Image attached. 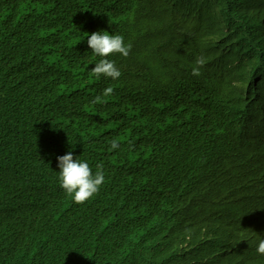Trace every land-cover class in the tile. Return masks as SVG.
Listing matches in <instances>:
<instances>
[{
    "label": "trees",
    "instance_id": "1",
    "mask_svg": "<svg viewBox=\"0 0 264 264\" xmlns=\"http://www.w3.org/2000/svg\"><path fill=\"white\" fill-rule=\"evenodd\" d=\"M51 1L0 0V264H264V220L248 198L264 184V101L250 93L264 97V0L198 7L216 35L233 38L208 46L239 52L232 58L254 76L246 97L212 96L213 106L203 74L191 76L197 28L178 18L197 0H89L56 25L43 15ZM97 31L132 45L107 57L118 79L91 71L104 58L87 44ZM122 136L132 139L125 151L92 157ZM68 152L126 175L77 204L59 183L57 157ZM208 203L223 212L217 221L240 219L253 242L240 234L220 258L194 256L191 222L206 221L197 210Z\"/></svg>",
    "mask_w": 264,
    "mask_h": 264
},
{
    "label": "clouds",
    "instance_id": "2",
    "mask_svg": "<svg viewBox=\"0 0 264 264\" xmlns=\"http://www.w3.org/2000/svg\"><path fill=\"white\" fill-rule=\"evenodd\" d=\"M88 4L89 0H53L48 3V7L43 11V15L47 22L56 25L62 21V18L69 19L80 14ZM87 44L94 54L104 57L92 67V73L97 77L104 76L113 80L118 79L121 76V72L116 67L115 61L109 60L107 57L115 54L127 57L130 54L132 45L125 43L123 36L118 34L109 35L104 31L91 33L88 36ZM77 54L80 57H84L82 53L77 52ZM205 63L206 59L204 57H197L192 68V75L200 76V69ZM113 91L112 87H107L103 90V96H110ZM100 101L101 96H97L94 102ZM131 143L132 139L130 137H115L101 151L92 155V157L100 161H107L116 153L125 151ZM57 166L60 169V187L67 194L71 195L77 204L86 202L93 195L97 202L98 199L106 195L112 184L126 175L124 173L104 170L102 169V165L90 167L86 161L74 158L72 152L58 156ZM251 209L254 210V207H251ZM206 222L198 223L196 220L191 222L193 224L191 233L195 235L196 242L189 247V250L194 256L202 258L205 261H211L222 257L234 247L235 240L241 234L244 223L236 218H230L229 222L225 224L215 220L210 221L208 226L201 231L206 226ZM249 227L252 228V226ZM212 230L217 234L215 243L207 239L205 242L199 244V241ZM213 237L215 236L213 235L210 238ZM256 251L258 254L264 255V239L259 241Z\"/></svg>",
    "mask_w": 264,
    "mask_h": 264
},
{
    "label": "bare ground",
    "instance_id": "3",
    "mask_svg": "<svg viewBox=\"0 0 264 264\" xmlns=\"http://www.w3.org/2000/svg\"><path fill=\"white\" fill-rule=\"evenodd\" d=\"M181 2L183 1L181 0ZM201 5H205L207 8H210L211 2L197 0L195 4H190L188 1H186L180 11V14L178 15V18L179 20L182 18L186 19L182 21L185 26L195 24L197 28L192 29L193 34L198 37V40L195 43L196 54L193 56L191 65H194L197 57L202 56L206 59L207 66L205 65L200 69L201 74H203V78L201 79L199 86L202 90L206 91V95L203 96V99L209 98V102L213 106L217 102L212 101L211 97L219 96L220 102L223 105H226L229 103L230 98L234 95L246 97L244 90L247 91V87L254 81V76H250V65H248L245 60H239L236 62L235 59L232 58L233 54H239V52L233 49L224 51L222 49H214L213 46H208L210 41H220L222 39L225 40L222 42L221 47L229 46L230 42L228 39H231L232 36L230 34L216 35V29L210 27V24L215 22V18L208 16L206 11L204 12L199 10L198 7ZM189 12L194 13V15L188 17ZM262 32L264 34V30ZM208 54H210L212 57L208 58ZM263 56L264 53L260 55V57ZM263 65L264 62L260 63L259 68H261ZM248 76H250L248 80L243 79V77ZM0 82L4 83L3 80H0ZM250 93L254 97L264 101L263 96L255 92ZM151 100L157 101L158 99L152 98ZM259 190L260 193H256L253 186L248 194V198L254 204V214L256 215V220H264V184L261 185ZM211 204L212 203L206 204V208L202 211L197 210L200 215L205 216L207 221L206 226H204L201 231H203L208 226L210 221H215L218 218H222L223 212L210 209ZM260 230L261 231L258 235L263 237L264 225L260 226ZM213 235L215 237L210 238ZM216 236V232L212 230L210 233H208V235L199 241V244L205 242L207 239H209L210 242L215 243ZM241 242L245 245L251 244L253 242V237L242 233ZM230 252L232 253V251ZM198 263L201 264V261L198 260Z\"/></svg>",
    "mask_w": 264,
    "mask_h": 264
}]
</instances>
